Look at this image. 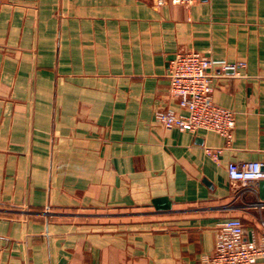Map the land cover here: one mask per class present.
I'll use <instances>...</instances> for the list:
<instances>
[{
    "label": "crops",
    "instance_id": "1",
    "mask_svg": "<svg viewBox=\"0 0 264 264\" xmlns=\"http://www.w3.org/2000/svg\"><path fill=\"white\" fill-rule=\"evenodd\" d=\"M181 51L235 67L212 71L230 145L157 119L187 113L168 76ZM249 162L264 164V0H0V264H211L231 218L259 245L260 183L228 170Z\"/></svg>",
    "mask_w": 264,
    "mask_h": 264
},
{
    "label": "built area",
    "instance_id": "2",
    "mask_svg": "<svg viewBox=\"0 0 264 264\" xmlns=\"http://www.w3.org/2000/svg\"><path fill=\"white\" fill-rule=\"evenodd\" d=\"M200 0H155L157 6L167 4L192 7ZM235 70L223 62H217L197 52L181 51L169 63L168 76L170 92L186 114L167 112L158 114L157 119L167 129L176 128L182 132L196 134L213 132L222 136L227 145L233 141L236 127L235 114L213 102L215 75L212 71ZM218 160L220 151L207 150ZM229 177L241 184H259L264 181V164L258 162L231 163ZM263 239L257 245L246 240L244 223L238 218H231L219 225L216 250L211 264H258L264 260V222Z\"/></svg>",
    "mask_w": 264,
    "mask_h": 264
},
{
    "label": "water",
    "instance_id": "3",
    "mask_svg": "<svg viewBox=\"0 0 264 264\" xmlns=\"http://www.w3.org/2000/svg\"><path fill=\"white\" fill-rule=\"evenodd\" d=\"M259 195L262 201H264V181L260 182L259 185ZM154 205L156 206V208L158 209H164V208H168V203L167 200H156L154 202Z\"/></svg>",
    "mask_w": 264,
    "mask_h": 264
}]
</instances>
